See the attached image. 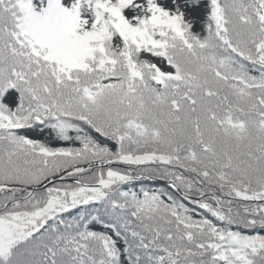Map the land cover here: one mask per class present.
I'll use <instances>...</instances> for the list:
<instances>
[{
  "label": "snow or ice",
  "instance_id": "snow-or-ice-1",
  "mask_svg": "<svg viewBox=\"0 0 264 264\" xmlns=\"http://www.w3.org/2000/svg\"><path fill=\"white\" fill-rule=\"evenodd\" d=\"M0 264H264V0H0Z\"/></svg>",
  "mask_w": 264,
  "mask_h": 264
},
{
  "label": "rangeland",
  "instance_id": "rangeland-1",
  "mask_svg": "<svg viewBox=\"0 0 264 264\" xmlns=\"http://www.w3.org/2000/svg\"><path fill=\"white\" fill-rule=\"evenodd\" d=\"M202 15V14H201Z\"/></svg>",
  "mask_w": 264,
  "mask_h": 264
}]
</instances>
